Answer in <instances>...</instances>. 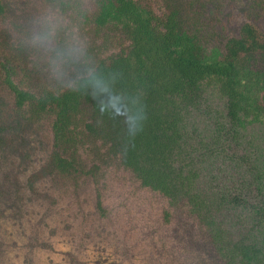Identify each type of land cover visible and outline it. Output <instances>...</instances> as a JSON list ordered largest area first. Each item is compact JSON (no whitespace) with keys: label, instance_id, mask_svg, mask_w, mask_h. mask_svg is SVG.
I'll list each match as a JSON object with an SVG mask.
<instances>
[{"label":"trees","instance_id":"16d2710c","mask_svg":"<svg viewBox=\"0 0 264 264\" xmlns=\"http://www.w3.org/2000/svg\"><path fill=\"white\" fill-rule=\"evenodd\" d=\"M214 103L228 125L190 136ZM0 105L47 149L33 198L0 203V264H214L180 218L223 261L264 264V237H219L194 167L200 151L254 173L229 202L264 226L261 177L232 152L264 122V0H0Z\"/></svg>","mask_w":264,"mask_h":264},{"label":"rangeland","instance_id":"374dc122","mask_svg":"<svg viewBox=\"0 0 264 264\" xmlns=\"http://www.w3.org/2000/svg\"><path fill=\"white\" fill-rule=\"evenodd\" d=\"M239 12L227 14L226 18H237ZM239 20L227 22L229 30L238 31ZM0 105V203L2 206H17L24 204V199L31 200L33 193L31 186H39L45 183L47 178H41L44 174L47 149L44 143L35 136L28 127L20 126L19 123L3 115ZM228 120L223 112L222 104H213L209 109L204 107L193 114L191 123L188 125V133L196 135L206 143L213 140L220 126H227ZM241 147L232 152H246L257 168L260 175V188L262 193L254 191L249 194L250 204L256 206L264 200V122L246 119L239 130ZM199 141V140H198ZM192 140L193 147L199 148V143ZM194 167L199 173L197 186L211 202V216L216 223L217 233L223 242L235 244L240 241L261 240L264 237V226L257 225V216L251 208L234 206L229 200L239 190L247 188L254 181V173L238 165L235 161L220 157L207 159L200 156V151L195 153ZM41 175V178L39 177ZM40 178V179H39ZM258 194V195H257ZM181 219V218H180ZM178 222L174 231L175 237L183 242L191 244L193 248L209 254L214 264H229L222 260L217 253L209 237L208 243L201 242L196 236L195 228L185 227V221Z\"/></svg>","mask_w":264,"mask_h":264}]
</instances>
